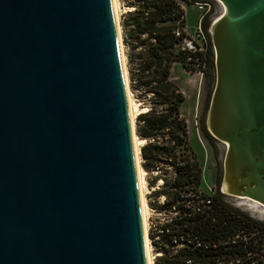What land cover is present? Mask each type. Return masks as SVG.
<instances>
[{
	"label": "water",
	"instance_id": "water-1",
	"mask_svg": "<svg viewBox=\"0 0 264 264\" xmlns=\"http://www.w3.org/2000/svg\"><path fill=\"white\" fill-rule=\"evenodd\" d=\"M217 1V188L264 206V0ZM130 135L110 0H0V264H145Z\"/></svg>",
	"mask_w": 264,
	"mask_h": 264
},
{
	"label": "trees",
	"instance_id": "trees-1",
	"mask_svg": "<svg viewBox=\"0 0 264 264\" xmlns=\"http://www.w3.org/2000/svg\"><path fill=\"white\" fill-rule=\"evenodd\" d=\"M134 7L126 13V20L122 21V43L127 45L138 41H145L143 54L139 56V74L136 75V85L142 87L144 93H150V106L135 117L134 132L139 138H152L140 146L141 162L143 168H147V162H167L173 168V177L170 183L172 189L167 198L164 197L162 204L156 208H169L175 204L176 213L171 221L164 223L168 225L170 232L181 236L177 240L179 248L169 254L171 247L164 241V234L156 242L157 248L163 253L155 256L153 264H243L246 260L241 251L232 248H213L208 251H199L185 242L184 236L195 235L198 239L208 240L211 243L218 238L229 234L233 229L241 227L243 218H249L246 214L229 208L222 202L220 193L213 198V215L216 220L203 219L189 213L182 202H176L180 194L186 189L190 182H197L198 168L196 160H191L181 151L175 153L176 146L184 142L185 122L178 114L179 103L183 99L181 91L168 78L170 63L173 60L180 61L185 70L197 69L193 63L196 60L200 64L212 66L209 37L206 31L208 22L205 13L200 20V26L205 36V50L187 51L175 49L176 42L172 38L175 28L174 19L178 13L183 14L179 2L192 3L199 0H131ZM177 9V13L174 10ZM183 25V18L180 21ZM130 25L129 28H126ZM129 38H126V34ZM142 36V38H140ZM133 42V43H132ZM188 56V59L186 58ZM127 62L130 57L127 54ZM202 68V67H201ZM200 68V69H201ZM129 75L130 69L128 66ZM166 137V142H151L156 136ZM250 219V218H249ZM251 222L258 227L255 219ZM190 259V262H187ZM261 264L259 259L254 262Z\"/></svg>",
	"mask_w": 264,
	"mask_h": 264
},
{
	"label": "rangeland",
	"instance_id": "rangeland-1",
	"mask_svg": "<svg viewBox=\"0 0 264 264\" xmlns=\"http://www.w3.org/2000/svg\"><path fill=\"white\" fill-rule=\"evenodd\" d=\"M206 2L208 4V9L205 13V20L209 22L212 18L217 16L221 12L220 3L217 0H199L193 1L192 3H186L185 5V21L190 26V31L192 32L189 34L190 36L194 37L193 35V26L196 23L197 17L201 12V9H196L195 3H202ZM117 9L118 10V18L117 23L119 27V35H120V47L121 52L124 56V65L127 77V86L128 90L130 91L131 98L135 104L139 108L146 107V109L150 106V93H144L142 87H138L136 85V75L139 74V56L143 54V48L145 46V41L141 42L138 41L136 43L124 45L122 43V21L126 20V13L131 11L134 7V3L131 0H116ZM126 28H129L130 25H125ZM126 34V38H129V34ZM142 38V36H140ZM195 40L196 37H194ZM198 42V40H197ZM174 50L179 47V44L173 45ZM211 50V59H212V48ZM127 54L130 57L129 62H127ZM201 66V73L197 72V70L189 71L188 72H196L201 74L202 81L200 87V97L199 100L189 102V98L187 97L184 102H180L178 106V114L184 119L185 122V134H184V142H182L179 146H176L175 153L178 154L179 151L186 153L187 156H191L196 160V164L201 165L202 168V175L200 178V186L203 188L207 185H213V189L218 191V181L221 173V157L224 149V145L209 135L206 131L203 123L204 113L208 102V97L210 90L213 84V64L210 67L208 64H202ZM128 66L130 69V74L128 71ZM174 68V73L178 74L181 72L180 67L177 65ZM179 86L181 84L177 83ZM177 87V86H176ZM178 88V87H177ZM191 101V100H190ZM190 104V107H189ZM189 107V108H188ZM143 112V111H142ZM140 113V112H138ZM136 113L133 117V133L134 135L139 138L134 132V125H135V117L138 114ZM160 135L156 136L153 141L156 143H161V141H167L166 137H162L160 139ZM200 140H199V138ZM145 142L149 139L143 137ZM152 140V138H151ZM144 142V143H145ZM141 146V145H140ZM140 146L137 152L138 157V164L140 168L143 170V177L145 180V188L143 190V195L145 198V202L147 205V215H146V235L148 239L149 245V253L151 254L152 264L155 258L156 251H162L157 248L156 242L150 240L152 236L151 228L148 227L149 221L154 220H168L172 216V212L166 210L164 208H156V205L162 204L163 197L167 198L168 194L171 192L170 183L173 177V168L167 162H147V168H143L141 162L144 160L141 157L140 153ZM204 147V148H203ZM204 149V150H203ZM206 155L205 159L203 156ZM205 161V162H204ZM221 198L225 201L229 208H232L239 212H244L247 215L255 218L257 221L258 227L264 230V217L259 215L257 212L252 211L251 209L247 208L245 205H240L238 200H243L238 196L235 195H227L221 194ZM258 207L264 209V206L258 204ZM155 241V240H154ZM179 246L177 247H170L168 253H174ZM154 256V257H153Z\"/></svg>",
	"mask_w": 264,
	"mask_h": 264
},
{
	"label": "built area",
	"instance_id": "built-area-1",
	"mask_svg": "<svg viewBox=\"0 0 264 264\" xmlns=\"http://www.w3.org/2000/svg\"><path fill=\"white\" fill-rule=\"evenodd\" d=\"M196 4L198 5V8L201 9L193 30V35L194 37H196L198 42L194 37L184 32L183 25H181L180 23L181 19L183 18V14L178 13V16L174 19L175 28L173 30L172 38L176 40L174 44H179L178 49L180 50H205L206 41L200 26V20L204 13L207 11L208 4L206 2ZM179 7L181 8L180 2ZM174 12L177 13V9H175ZM186 58L188 59V56ZM193 65L197 68V72L201 73L200 68L203 65L200 64V61L196 60ZM149 140H151V138ZM188 157L191 160L194 159L191 156ZM196 167L198 168L197 182L192 181L189 185H186V189L181 192L180 197L176 202H182V205L186 207L191 215L214 221L216 220V217L215 215H213L212 196L216 193V190L213 189V185H207L203 188L200 186L202 168L199 164H196ZM221 200L223 203H225L222 198ZM166 210L172 212L173 216L176 213L175 204H171V206L169 208H166ZM172 216L168 220H154L153 222L149 221L148 227H150L152 231L150 240H153V242H157L160 239V235L164 234L163 238L167 245H170L171 247L180 246V244L177 243V240H181L182 237L172 234L170 232L169 226L164 225V223L171 221ZM247 216L250 219H255L250 215ZM249 218H243L241 227L233 229L229 234L218 238L215 242L211 243L208 240L198 239L195 235H191L188 237L184 236L185 242L189 243L192 248L202 252L208 251L213 248H232L234 250L242 252V255L246 260L243 264H255L254 262H256V260L258 259L261 264H264V230L255 226V224L251 222ZM162 253L163 251H161V254ZM187 262H190V259H187ZM239 262V260H235V264H238Z\"/></svg>",
	"mask_w": 264,
	"mask_h": 264
},
{
	"label": "bare ground",
	"instance_id": "bare-ground-1",
	"mask_svg": "<svg viewBox=\"0 0 264 264\" xmlns=\"http://www.w3.org/2000/svg\"><path fill=\"white\" fill-rule=\"evenodd\" d=\"M110 2H111L112 14H113L114 22H115L119 59H120V65H121V70H122L124 94H125V100H126L127 116H128L129 125H130V132H131V135H130L131 147H132V153H133V159H134L135 177H136L138 202H139V212H140L141 226H142V232H143L145 264H152L151 254L149 253L148 239L146 236V227H147L146 226V215H147L148 209H147V205H146L145 198L143 195V190L145 188V180L143 177L144 172L138 164V157H137L139 146L145 142V139L137 138L133 133V117L135 116L136 113L146 110V107L139 108L137 104L133 102L131 95H130V91L128 90L127 77H126V71H125V65H124L125 60L121 52L119 27L117 23V18L119 17L118 16L119 9H117L118 6L116 3V0H110ZM196 6L198 7L197 4ZM240 198L243 199V200H238V203L240 205H245L247 208L251 209L254 212H257L259 215H262V217H264V209L259 208L258 203L256 201L250 200L248 198H243V197H240ZM155 254H156L155 256L160 255L161 251H156Z\"/></svg>",
	"mask_w": 264,
	"mask_h": 264
},
{
	"label": "crops",
	"instance_id": "crops-1",
	"mask_svg": "<svg viewBox=\"0 0 264 264\" xmlns=\"http://www.w3.org/2000/svg\"><path fill=\"white\" fill-rule=\"evenodd\" d=\"M185 5H186V3L180 2V6H181L182 11H183V30H184V32L186 34H191L192 32L190 31V26L185 21V11H184ZM196 9H199V8L196 6ZM194 26H193V30H194ZM176 65L178 67H180V69H181V72L178 73V74L174 73V68L173 67H175ZM168 78L181 91V93L183 95V99H182L181 103L184 102L187 97L191 100V101L189 100V102L191 104H192V102H194V99H195V102L199 100L200 87H201V81H202L201 74H198L196 72L190 73V72H188L187 70L184 69V67L182 66L180 61L173 60L170 63ZM177 83H179L181 85L179 86ZM189 107H190V104H189ZM199 140H200V138H199ZM204 152L205 151H203V156H204V159H205L206 155H204Z\"/></svg>",
	"mask_w": 264,
	"mask_h": 264
}]
</instances>
